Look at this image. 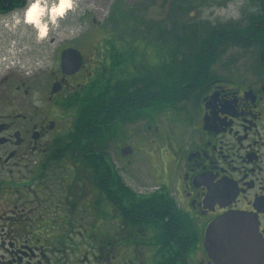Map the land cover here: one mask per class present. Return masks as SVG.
Masks as SVG:
<instances>
[{
    "label": "flooded vegetation",
    "instance_id": "flooded-vegetation-1",
    "mask_svg": "<svg viewBox=\"0 0 264 264\" xmlns=\"http://www.w3.org/2000/svg\"><path fill=\"white\" fill-rule=\"evenodd\" d=\"M28 3L0 0V264H229L213 254L240 253V235L264 245V21L248 1L237 59L93 20L53 60L14 24Z\"/></svg>",
    "mask_w": 264,
    "mask_h": 264
},
{
    "label": "trees",
    "instance_id": "trees-1",
    "mask_svg": "<svg viewBox=\"0 0 264 264\" xmlns=\"http://www.w3.org/2000/svg\"><path fill=\"white\" fill-rule=\"evenodd\" d=\"M122 1L125 2L124 0ZM145 1L147 2L142 5L143 8L140 5L133 10L121 8L122 3L117 1V4L113 5L112 21L124 24L139 23L141 26L139 28L135 27L139 32L142 26L146 24L148 32L154 34L150 36V39H153L156 43L162 41L165 48L169 49L170 54L209 55L210 48L216 45L217 51L210 53L214 57L220 54L221 51H226L227 48L229 49L236 45L240 46V18L216 24H212L207 20L190 18L191 13L198 7L216 3L220 0H166L170 15L168 21L166 18V21L156 20L151 22L148 20L146 23H142L145 22L146 6H153L156 0H139L141 4ZM247 1L244 17H259L263 22L264 0ZM245 22L250 21L247 20ZM253 23L254 20L252 19L251 25ZM174 50L177 52H174Z\"/></svg>",
    "mask_w": 264,
    "mask_h": 264
},
{
    "label": "rangeland",
    "instance_id": "rangeland-1",
    "mask_svg": "<svg viewBox=\"0 0 264 264\" xmlns=\"http://www.w3.org/2000/svg\"><path fill=\"white\" fill-rule=\"evenodd\" d=\"M43 3H51L52 0H42ZM119 1L118 3H122L121 8H128L129 10H133L134 8H138V6L142 4L139 0H77V7L73 10H70L63 18L59 19L57 25L49 26L48 32L46 36L37 39L36 45H43L44 47L39 46L36 50V54L39 56L47 57L51 56L54 60L58 54V48L64 42H68L69 38H72L79 32L81 29L88 27L93 20L98 22H103L107 25H111L112 19L111 14L113 13V5ZM117 4V3H116ZM132 6V7H130ZM135 6V7H134ZM240 6L241 0H220L216 3H210L208 5H202L198 7L191 13L190 18L199 19V20H207L212 24H216L218 22H228L231 20H238L240 18ZM143 8V7H142ZM145 22L150 20L154 22L156 20H164L167 21L170 18L169 10H168V2L166 0H156L153 6H146L145 8ZM189 18V17H187ZM31 26V25H30ZM134 27H140L141 25L138 23H134ZM133 27V28H134ZM33 29L34 27L31 26ZM126 27L118 26L117 29L121 33H125L124 35L131 32V30L125 29ZM53 39V42H52ZM97 39V38H96ZM47 50V51H44ZM240 48L234 47L228 53L231 59H237L240 57ZM152 168L153 172L156 173L160 170V165L158 164L157 159H150L148 165L144 166L142 160H139L133 165L134 170H140L145 173V170H148V167ZM147 167V168H146ZM151 171H149L150 173ZM155 173V174H156ZM146 183L152 184V178L150 175L146 179Z\"/></svg>",
    "mask_w": 264,
    "mask_h": 264
},
{
    "label": "clouds",
    "instance_id": "clouds-1",
    "mask_svg": "<svg viewBox=\"0 0 264 264\" xmlns=\"http://www.w3.org/2000/svg\"><path fill=\"white\" fill-rule=\"evenodd\" d=\"M77 7V0H52L51 3H42L41 0H29L23 10L22 17L14 15V24L23 22L36 30L38 38L46 36L49 26L58 24L70 10Z\"/></svg>",
    "mask_w": 264,
    "mask_h": 264
},
{
    "label": "water",
    "instance_id": "water-1",
    "mask_svg": "<svg viewBox=\"0 0 264 264\" xmlns=\"http://www.w3.org/2000/svg\"><path fill=\"white\" fill-rule=\"evenodd\" d=\"M82 62V56H81V53L77 50V49H74V48H68V49H65L63 52H62V66H63V69L66 73H73L75 72L76 70H78L80 64ZM237 233H233V232H228L225 234V240L227 241H231L233 243L229 244L232 247H238V245L235 243V241H239V237H237ZM243 241V249L241 250V252H237V251H232L231 253H216V254H213V257L219 261V262H226V263H229V264H246L250 255L251 257H257L259 255H263L264 253L261 252V249H259L260 247H264V245L262 244H249L247 243V240L246 238H244L243 235H240V241ZM257 247V250L259 251H256L255 253H252L249 251V248L250 247ZM256 262V261H255ZM252 264H256V263H252ZM262 264V263H261Z\"/></svg>",
    "mask_w": 264,
    "mask_h": 264
},
{
    "label": "bare ground",
    "instance_id": "bare-ground-1",
    "mask_svg": "<svg viewBox=\"0 0 264 264\" xmlns=\"http://www.w3.org/2000/svg\"><path fill=\"white\" fill-rule=\"evenodd\" d=\"M41 2L43 3V1L41 0Z\"/></svg>",
    "mask_w": 264,
    "mask_h": 264
}]
</instances>
